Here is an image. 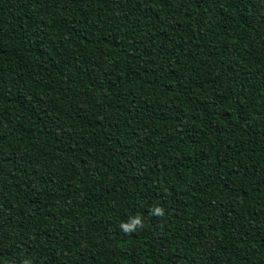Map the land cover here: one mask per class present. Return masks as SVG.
<instances>
[{
	"label": "trees",
	"instance_id": "16d2710c",
	"mask_svg": "<svg viewBox=\"0 0 264 264\" xmlns=\"http://www.w3.org/2000/svg\"><path fill=\"white\" fill-rule=\"evenodd\" d=\"M25 259L264 264V0H0V264Z\"/></svg>",
	"mask_w": 264,
	"mask_h": 264
},
{
	"label": "clouds",
	"instance_id": "9594fccd",
	"mask_svg": "<svg viewBox=\"0 0 264 264\" xmlns=\"http://www.w3.org/2000/svg\"><path fill=\"white\" fill-rule=\"evenodd\" d=\"M149 215L155 217H164L165 209L159 204H155L149 208ZM145 226L144 217L137 213L134 215H130L126 220H123L118 225L119 229L125 234H131L138 232L143 229ZM23 264H32L31 260L25 259Z\"/></svg>",
	"mask_w": 264,
	"mask_h": 264
}]
</instances>
